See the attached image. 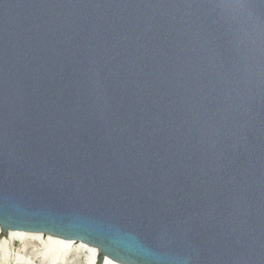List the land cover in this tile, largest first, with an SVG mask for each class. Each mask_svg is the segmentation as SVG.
<instances>
[{"label":"water","instance_id":"1","mask_svg":"<svg viewBox=\"0 0 264 264\" xmlns=\"http://www.w3.org/2000/svg\"><path fill=\"white\" fill-rule=\"evenodd\" d=\"M9 231L264 264V0H0Z\"/></svg>","mask_w":264,"mask_h":264},{"label":"bare ground","instance_id":"2","mask_svg":"<svg viewBox=\"0 0 264 264\" xmlns=\"http://www.w3.org/2000/svg\"><path fill=\"white\" fill-rule=\"evenodd\" d=\"M34 242L32 258L25 254ZM20 245V251L12 249ZM98 250L77 241H67L41 233L9 231L0 233V264H117L107 257L97 262Z\"/></svg>","mask_w":264,"mask_h":264},{"label":"rangeland","instance_id":"3","mask_svg":"<svg viewBox=\"0 0 264 264\" xmlns=\"http://www.w3.org/2000/svg\"><path fill=\"white\" fill-rule=\"evenodd\" d=\"M27 246V249H26V251H25V254L27 255V256H29L30 258H32L33 257V255L35 254V253H32V250H33V248L34 247H37V245H36V243H34V242H30V243H28V245H26ZM13 251H15V252H18V251H20V245H15V247L12 249Z\"/></svg>","mask_w":264,"mask_h":264}]
</instances>
